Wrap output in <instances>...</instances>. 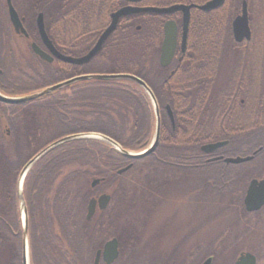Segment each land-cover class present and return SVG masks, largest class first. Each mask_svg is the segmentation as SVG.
<instances>
[{"label":"trees","instance_id":"16d2710c","mask_svg":"<svg viewBox=\"0 0 264 264\" xmlns=\"http://www.w3.org/2000/svg\"><path fill=\"white\" fill-rule=\"evenodd\" d=\"M11 1L18 12L15 1ZM207 1L163 0L158 5L153 2L150 5H201ZM211 12L191 9L187 51L179 55L180 60L175 57L166 68L159 65L163 25L171 19L180 29L179 13L122 17L91 62L82 66L58 63L59 74H54L50 84L86 74H129L142 80L151 90L159 109V143L151 155L129 160L101 141L79 139L49 151L38 160V164L43 163L41 165L45 169L40 168L29 177L32 182L35 181L39 192L36 197H27L35 204L34 211L29 213L30 220L38 224L50 222L52 226L34 225L38 232L30 236V264H93L96 251L112 238L117 239L119 250L118 259L112 264L174 263L158 257L161 242L168 236L172 223L169 219L160 221L158 217L166 206L191 195L192 169L184 159L204 155L199 146L217 140H228V145L223 148L225 156H249L262 146L264 108L263 127L258 132L171 131L165 124L167 118L161 116L165 105L174 114L211 108L209 102L212 99L208 95L214 93V82H211L210 47L214 43L233 44L228 23L230 16L221 25L214 24L217 19L214 18L212 23ZM45 15L44 12L46 23ZM106 22L103 13L100 24ZM7 29L10 25L6 5L4 0H0V30ZM102 30L98 26L94 33L71 37V46L65 49L66 54L71 57L85 55ZM64 65L69 70L63 75ZM43 66L47 71L50 69L49 65ZM69 89L67 106L61 95L64 89L29 104V108L45 111L36 116L39 124L53 118L60 119L63 124L64 110L68 108L67 135H102L130 152L142 151L150 144L155 126L154 109L137 84L128 80H92L75 83ZM175 125L178 126L176 118ZM42 149L43 145L30 149H8L5 163H0V264L19 262L18 170ZM255 155L264 157V148ZM44 158H48L46 162ZM128 165L131 167L125 173L117 175L118 170ZM51 169L55 173L53 178L59 175V170L60 174L68 172L66 183L62 182L52 195H44L41 194L43 185L46 184L49 191L54 182ZM94 179L100 180V183L91 188ZM104 193L111 197L108 207L102 212L97 211L90 221H86L88 201ZM152 220L156 223L155 229L146 237L145 230ZM173 228L178 234L177 225ZM223 236V228L214 234L215 238ZM184 243L185 240L177 241L170 252H181ZM99 264L104 263L101 261Z\"/></svg>","mask_w":264,"mask_h":264},{"label":"flooded vegetation","instance_id":"af4514ba","mask_svg":"<svg viewBox=\"0 0 264 264\" xmlns=\"http://www.w3.org/2000/svg\"><path fill=\"white\" fill-rule=\"evenodd\" d=\"M14 1L18 6V12L14 9L25 34L21 30L15 31L10 22V29L0 30V96L8 99L22 98L71 79L67 78L55 84H50L55 76L54 74H59L57 67L60 61L54 59L51 63H46L32 51V45L35 44L43 52L49 54L48 49L41 41L36 24L39 14L43 16L44 31L54 49L62 55L69 56L66 54L65 49L70 48L71 37H81L94 33L98 26L103 29V32L110 23L111 15L123 7H149L152 6L150 5L151 2L158 5L163 0ZM243 1L246 3L248 27L251 36L248 41L243 40L241 43H236L232 34V22L240 15ZM4 3L6 5V0H4ZM103 13L106 15L107 22L100 24ZM179 15L182 21L180 12ZM33 16L34 21H32ZM211 16L212 23L216 18L217 21L214 24L220 25L225 22L227 16H230L231 20L228 23L233 41V44L214 43L210 47L211 82H214L212 88L214 93L208 95L212 99L209 102L211 108L199 112L195 111V113L185 110L174 114L171 111L173 118V121H171L167 115V105H165L161 111V116L167 118L168 125L166 122L165 124L171 131L178 129L181 132L190 129L192 131L203 130L207 132H258L263 127L264 41L261 46L254 45L256 31L253 22L255 17L258 16L264 25V0H223L222 5L211 12ZM97 19H100L99 22ZM168 20L171 19L166 21ZM218 36L220 35L218 34ZM181 39L182 29L177 27V43L172 60L175 57L180 60L179 55L187 51L188 32L183 53L180 51ZM219 41L218 39L217 42ZM43 64L49 65L50 69L47 71ZM214 68L220 70L217 71ZM68 70L69 68L64 65L63 75ZM69 88L70 86L62 88L64 91L61 95L66 101V106L69 104ZM55 92L45 96L52 95ZM57 96L60 98V94H57ZM31 102L22 104L0 102L1 165L5 163L4 159H6L8 149L17 147L18 149H30L39 147V145H43L44 149L54 142L70 136L65 134L69 129L68 108L64 110L63 124L60 119L54 118L51 121L39 124L36 116L45 111L29 108ZM200 104L204 105L205 102ZM175 118L178 122L177 127ZM217 142H226V145L210 154L203 153L204 155L201 156L184 159L192 169L193 189L189 197L190 212L192 214L191 222L188 224V229H186L187 225L183 221L176 223L178 233L186 229L184 239L182 236L178 239L180 241L185 240L181 252L163 251L158 254V257L174 261L172 264H198L199 260L201 261L199 264H202L207 259H211V264H235L239 257L249 254L254 258V264H264V202L260 200L258 194L261 192L258 191L254 194L256 197H252V199L248 197L251 183L264 181V157L253 155L259 148L261 150L264 148V142L262 146H258L251 152V155H249L250 160L239 163L227 162V159L247 157L225 156L223 148L228 145V140H217L202 145ZM68 143L65 142L60 146H65ZM202 145L199 146V149ZM32 158L27 160L18 170V180L23 168ZM47 159L44 158L43 161L46 162ZM19 161L18 158V163ZM41 164L39 165L36 162L30 167L23 177L21 187L28 219V264H30V236L33 232H38V228H35L34 225L52 226L50 222L33 223L29 215L30 212L34 211L35 204L29 202L27 197L29 195L36 197L39 193L38 186L34 184L35 181L32 182V178L29 179V177L34 171H38L40 168L45 169L42 168L44 164ZM53 170L50 173L51 179L55 174ZM67 174L68 172L60 174L59 170V175L53 178L54 182L50 187L51 190L48 191L46 184H44L41 194L52 195L57 188L59 189L62 182L65 185ZM30 180L31 183L29 184ZM182 208L184 209V207L179 208V212L182 211ZM18 213V234L21 238L18 264H22L23 229L19 201ZM214 228H223L224 236L215 238Z\"/></svg>","mask_w":264,"mask_h":264},{"label":"water","instance_id":"95a60500","mask_svg":"<svg viewBox=\"0 0 264 264\" xmlns=\"http://www.w3.org/2000/svg\"><path fill=\"white\" fill-rule=\"evenodd\" d=\"M222 3H223V0H209L206 3L201 4V5L175 4V5H171L167 7H153V6L123 7L111 15L109 25L104 29V31L97 38L93 47L85 55L81 57H77V58L62 55L54 49L52 43L50 42V40L48 39L44 31L43 16L42 14H39L36 19L37 28L39 30L41 41L43 45L48 49L49 54L43 52L35 44L32 45V51L42 61L46 63H51L54 59H56L60 62L75 65V66L86 65L89 62H91V60L94 59L97 56V54L101 51L104 43L106 42L108 37L111 35V33L115 30L120 18L130 16V15L146 14V13L158 14V15H171V14L180 12L182 15V21H181L182 39H181L180 51L183 53L186 47L188 25H189V19H190V10L195 9L201 12L213 11L217 9L218 7H220ZM245 4H246L245 1H243L242 10H241L240 15H238L232 22V34H233L234 41L236 43H241L243 40L248 41L251 36L250 30L248 27V17H247ZM6 6H7L9 22L11 26L13 27V29L15 31L21 30L25 34L22 28L21 22L18 18V15L14 7L12 6L10 0H6ZM137 29H139V27H137ZM176 43H177V25L173 20H168L165 22L164 27H163V41H162L160 55H159V65L162 68L168 67L169 64L171 63L172 58L175 53ZM92 80L94 81L128 80V81H131L137 84L148 96V99L152 103V106L154 109L155 126H154V134H153L152 140L150 144L147 146V148H145L144 150L139 151V152H130V151L123 150L114 141L102 135H97V134L71 135L64 139L54 142L50 146L44 148L39 153H37L23 168L21 175L19 177V180H17V185H16L17 198L20 204V210L22 212V229H23L22 264H28V239H27L28 219H27V211H26V206L24 203L21 187H22L23 177L25 176L26 172L30 169V167L33 164H35L38 160H40L49 151L62 145L63 143L73 141V140H79V139H90V140L101 141L111 146L115 151H117L124 158L129 159V160H137V159H142L144 157H147L151 155L158 146L159 132H160V116H159V109L156 104L155 98L151 90L146 86V84L142 80L136 78L135 76L129 75V74H86V75L71 78L67 81L55 84L53 86H50L48 88H45L41 91H38L34 94H31V95H28L22 98L8 99V98H4L0 96V102L7 103V104H22V103H26L29 101H34L36 99H39L49 93L55 92L66 86H70L78 82H86V81H92ZM166 111H167V115L170 118V120L173 121L172 113H171L169 106H166ZM225 145H226V142L205 144L200 147V151L204 154H210L213 151ZM263 147H264V144H263ZM259 151H261V148H259L253 155H255ZM250 159H251L250 156H247L243 159L237 157L236 159H227V162L239 163V162L248 161ZM130 167L131 165H128L118 170L117 175H121L125 173ZM99 183H100V180L94 179L91 181L90 187L94 188ZM257 191L261 192L260 194H258V196L260 200L264 202V181L260 183L252 182L249 188L248 197H250L251 199L252 197H256V195L254 194ZM110 200H111V197L107 193L101 194L97 198H91L88 201L87 206H86V216H85L86 221H90L93 218L96 211H99V212L104 211L108 207ZM118 256H119L118 241L117 239L112 238L104 243L101 250L96 251L94 259H93V264H99L100 261H102L104 264H112L118 259ZM202 264H211V259H207ZM235 264H254V258L249 254H245L239 257Z\"/></svg>","mask_w":264,"mask_h":264},{"label":"rangeland","instance_id":"374dc122","mask_svg":"<svg viewBox=\"0 0 264 264\" xmlns=\"http://www.w3.org/2000/svg\"><path fill=\"white\" fill-rule=\"evenodd\" d=\"M253 25L256 31V41L254 45L261 46L264 41V25L263 22L261 21V18H259L258 16L255 17ZM188 201H189V197L185 198L180 203L177 202L174 205L166 206V209H162V211L160 212V215L158 217L160 221L164 219H169L172 221L168 236L165 237L161 242V246L159 249L161 252L170 251L174 247L175 243L179 241L178 239L181 236H183L185 230L177 234L176 229L173 228V226L177 225L176 224L177 222L183 221L185 225L190 224L192 214L190 212L191 210L190 201L189 202ZM180 207H184V209L182 208V212H179ZM155 226L156 223H154L153 220L150 221V224L147 226L145 230L146 237L150 236L151 232L154 231ZM218 229L220 228H214L213 230L216 232Z\"/></svg>","mask_w":264,"mask_h":264}]
</instances>
